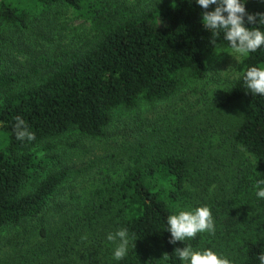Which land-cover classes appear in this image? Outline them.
Listing matches in <instances>:
<instances>
[{"label":"trees","instance_id":"obj_1","mask_svg":"<svg viewBox=\"0 0 264 264\" xmlns=\"http://www.w3.org/2000/svg\"><path fill=\"white\" fill-rule=\"evenodd\" d=\"M60 8L87 18L90 37L51 40L46 16ZM246 9L264 12V3L248 0ZM204 11L194 0H0V264H178L174 251L184 245L168 243L167 216L200 205L211 208L215 235L184 243L259 264L264 96L247 92L239 76L214 97L206 123L184 116L187 104L121 124L136 142L103 154L93 178L88 169L71 172L68 150L54 144L101 141L115 131L117 112L204 80L206 55L228 49L223 33L204 29ZM243 65H264V50ZM17 116L35 140L16 139ZM118 228L137 239L119 262L106 240Z\"/></svg>","mask_w":264,"mask_h":264},{"label":"clouds","instance_id":"obj_2","mask_svg":"<svg viewBox=\"0 0 264 264\" xmlns=\"http://www.w3.org/2000/svg\"><path fill=\"white\" fill-rule=\"evenodd\" d=\"M194 2L205 10L201 16L204 29L213 37H219L223 33V39L228 42V55L242 58L243 61L258 50H264V12L248 11L246 9L248 0H194ZM261 2L264 3V0ZM223 51L219 50L216 55L220 56ZM238 76L242 78L247 92L264 96V65L247 67L243 65ZM12 129L16 139L21 142H30L36 138L27 122L20 116L15 118ZM255 188L257 199H264V179L258 180ZM166 225V231L170 233L168 243L175 245L177 242H183L184 245L174 251L178 264H234L233 260L211 247L194 248L190 243H184L195 239L200 233L215 235V220L208 205L176 211L167 216ZM106 240L115 244L112 259L119 262L125 259L131 248H135L137 239L130 235L127 228H118L114 232H108ZM163 257L167 260L168 254H164ZM257 259L259 264H264V252H261Z\"/></svg>","mask_w":264,"mask_h":264},{"label":"rangeland","instance_id":"obj_3","mask_svg":"<svg viewBox=\"0 0 264 264\" xmlns=\"http://www.w3.org/2000/svg\"><path fill=\"white\" fill-rule=\"evenodd\" d=\"M59 11L61 14L56 18H53L52 15L46 16L52 23V29L47 32V34L52 36L51 40L56 43L69 44L70 41L77 43L90 37L93 25L87 18L80 16L71 9L66 10L60 8ZM34 30H36V28ZM219 50L224 51L220 56H217L216 53ZM205 59L207 64V76L204 80L199 82L186 80L180 90L181 92L164 102L154 105L141 104L130 112H117L115 115V126H117L116 128L119 130L115 128L114 132L107 134V138L95 142L64 137L58 142H55L54 144L58 147L57 152L61 153L63 149H67L69 153L65 151L66 161L72 160L76 165L71 172L74 170L79 171L88 169L90 171L88 177L93 178L100 170L99 164L104 160L102 159L103 154L108 150L117 154L123 150L122 148L129 149L131 146L129 144L136 142L134 140L136 138L128 139L132 131L127 130V133H124L121 124H131V120L134 118L144 120L150 118L153 113L162 111V109L168 106H171L169 112H174L190 104L184 116H187L188 112H192L197 116L196 118L199 123H206L207 119H211L212 114L209 111L213 108L214 97L221 94L228 83L238 76L244 60L242 61V58L228 55L227 49H216L213 53L207 54ZM181 101L184 102L182 103ZM232 112H234V110H232ZM225 116L227 117L228 115L225 114ZM179 117L182 118L183 115ZM131 127L133 128V125ZM73 144L76 145L71 147ZM80 153H82V155L84 154V156H81ZM64 155L65 154H61L60 158ZM204 247L205 245L202 244L199 248ZM215 251H217V249ZM223 255L229 257L226 250Z\"/></svg>","mask_w":264,"mask_h":264}]
</instances>
